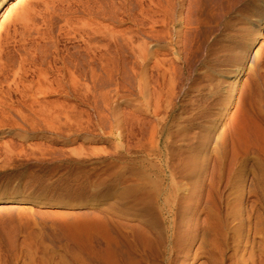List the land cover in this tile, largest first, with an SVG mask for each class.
I'll use <instances>...</instances> for the list:
<instances>
[{
	"label": "rangeland",
	"instance_id": "rangeland-1",
	"mask_svg": "<svg viewBox=\"0 0 264 264\" xmlns=\"http://www.w3.org/2000/svg\"><path fill=\"white\" fill-rule=\"evenodd\" d=\"M206 3L7 1L0 264H264V0Z\"/></svg>",
	"mask_w": 264,
	"mask_h": 264
},
{
	"label": "bare ground",
	"instance_id": "bare-ground-1",
	"mask_svg": "<svg viewBox=\"0 0 264 264\" xmlns=\"http://www.w3.org/2000/svg\"><path fill=\"white\" fill-rule=\"evenodd\" d=\"M7 1L8 0H2L1 1L0 13L3 11L4 7L7 5ZM160 1L161 0H152V3L157 6L158 3H160ZM182 5H183V3L180 2L178 9L175 10L174 15H173V21L172 22H173L175 29H174V36L172 37V39L170 41L171 47L173 49H175V47L177 46V44L179 42V38H180V35L182 32L181 26H182L183 21H185V14H183ZM199 5H200V9L203 10V13L207 14V16H209V17L214 16V13H213L214 8L212 6H209L206 3V0H199ZM1 199L2 198H0V200Z\"/></svg>",
	"mask_w": 264,
	"mask_h": 264
}]
</instances>
